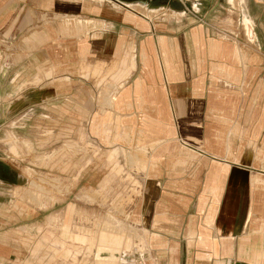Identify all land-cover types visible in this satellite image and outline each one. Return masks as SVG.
<instances>
[{
    "label": "crops",
    "instance_id": "0c3cea01",
    "mask_svg": "<svg viewBox=\"0 0 264 264\" xmlns=\"http://www.w3.org/2000/svg\"><path fill=\"white\" fill-rule=\"evenodd\" d=\"M153 1L0 0V264H264V0ZM121 158L135 246L90 250Z\"/></svg>",
    "mask_w": 264,
    "mask_h": 264
},
{
    "label": "rangeland",
    "instance_id": "374dc122",
    "mask_svg": "<svg viewBox=\"0 0 264 264\" xmlns=\"http://www.w3.org/2000/svg\"><path fill=\"white\" fill-rule=\"evenodd\" d=\"M160 1V0H159ZM158 0H154L151 2L152 4H157L159 2ZM169 0H164V2H168ZM171 5L177 7L179 4H181V1L179 0H170ZM163 3H158V9L161 13L163 12H168L167 9H165L166 6H163ZM130 6V5H129ZM139 11L152 15L154 13L149 12L148 10L141 8V7H135L132 6ZM165 9V10H163ZM158 12V11H157ZM246 22V20H244ZM90 71L85 70L84 75L89 76ZM51 72L48 73L50 75ZM101 130V132H104V128L98 129ZM100 132V131H99ZM100 132V133H101ZM86 146V145H85ZM94 148H81L80 153H84L83 150H86L85 152L89 150H93ZM100 148L97 147L96 151H98ZM84 154H81V156ZM86 155V154H85ZM124 163V168L126 173L125 174H120L118 175L113 183H117V187H121V185H124V188L127 189L132 188L131 190H126V191H111L108 192L109 194H96V196H92V201L91 202H96L99 203V206L97 207H91L88 208L86 204L88 203V197L84 196V194H80L78 197L79 199V207H75L74 204H70L66 211H64L66 221L64 222L63 228L64 230L71 231L72 226L70 221L73 218V215L75 214V219L73 224V228L76 230H80V236L79 238H75V240H79L83 244H88L90 243V250H92L93 247H95L100 251L103 250H113V251H125L129 250L132 247L135 246V239L131 236H134V232H132V227L129 223L126 222H121L120 218H123L125 221H129L130 218V212L128 211L127 204L129 202H132V197H134L137 192L135 188H137V182L134 181L135 171L138 169L134 164H131L128 159H120ZM103 161V160H102ZM68 161L65 162V168L69 169V163L67 164ZM84 162V159L82 158L80 160V163ZM88 160L86 161L87 165ZM104 166H106V161L103 162ZM118 164V163H117ZM109 169V166H106ZM64 169V171L66 170ZM139 171V170H138ZM31 177V183H40L39 179L34 180L35 175L30 174ZM49 182L48 183H53L55 184L56 180L55 177L48 176ZM127 177V179H126ZM76 181V180H75ZM64 183L71 182L67 179H64ZM27 193V192H26ZM29 193V192H28ZM26 195H29V194ZM37 191L32 192V198H35L37 195ZM39 195V193H38ZM95 198V200L93 199ZM26 201L29 199L30 202L34 203V200L30 197H25L24 198ZM55 209V208H54ZM88 217V218H87ZM61 229L60 225L56 224V222H51L48 224V234L49 231L56 232ZM127 231L128 233H126ZM124 232V233H123ZM122 236H125L123 238ZM131 236V237H129ZM44 241V239H41L38 235L37 238L32 239L31 241ZM47 245V242H45V246ZM43 246L42 248L47 247V252L49 253L50 251L54 252V250H51L48 248V246ZM51 256V255H50ZM49 255H45V257L50 258ZM58 259H61L60 256H58ZM40 262V261H39ZM38 261L34 262V264H39ZM61 262V260H59Z\"/></svg>",
    "mask_w": 264,
    "mask_h": 264
},
{
    "label": "bare ground",
    "instance_id": "6f19581e",
    "mask_svg": "<svg viewBox=\"0 0 264 264\" xmlns=\"http://www.w3.org/2000/svg\"><path fill=\"white\" fill-rule=\"evenodd\" d=\"M121 1L124 2L127 5L128 4H134V3H143V4L149 3V0H121Z\"/></svg>",
    "mask_w": 264,
    "mask_h": 264
},
{
    "label": "water",
    "instance_id": "95a60500",
    "mask_svg": "<svg viewBox=\"0 0 264 264\" xmlns=\"http://www.w3.org/2000/svg\"><path fill=\"white\" fill-rule=\"evenodd\" d=\"M102 253H103V252H102ZM102 253H101V254H102Z\"/></svg>",
    "mask_w": 264,
    "mask_h": 264
}]
</instances>
